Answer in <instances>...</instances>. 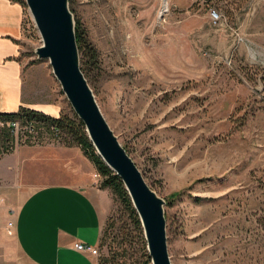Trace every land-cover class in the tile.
Listing matches in <instances>:
<instances>
[{
  "label": "rangeland",
  "instance_id": "1",
  "mask_svg": "<svg viewBox=\"0 0 264 264\" xmlns=\"http://www.w3.org/2000/svg\"><path fill=\"white\" fill-rule=\"evenodd\" d=\"M227 1L69 0L98 53L87 79L99 109L147 184L168 202L171 264H264V0L239 8ZM24 9L16 59L25 93L35 105L55 101L72 113L49 62L35 54L42 40ZM15 124L11 152L0 147V158L63 146L24 144ZM21 156L29 158L23 150ZM19 162L32 181L46 171L15 156L0 166ZM115 205L114 226L104 225L114 233L121 222ZM97 246L96 264L145 260L139 245L116 247L110 236Z\"/></svg>",
  "mask_w": 264,
  "mask_h": 264
},
{
  "label": "crops",
  "instance_id": "2",
  "mask_svg": "<svg viewBox=\"0 0 264 264\" xmlns=\"http://www.w3.org/2000/svg\"><path fill=\"white\" fill-rule=\"evenodd\" d=\"M24 15L20 3L0 0V112L25 106L56 117L61 108L55 101L35 105L24 90L23 69L16 59ZM20 150L29 158L19 157ZM11 156L35 161L37 170L45 166L46 171L32 181L20 173L22 162L0 166V264H96L94 256L73 249L77 241L98 245L114 207L110 190L98 186L92 162L78 146L20 148L0 162ZM15 197L17 205L10 203ZM11 205L14 213L9 216Z\"/></svg>",
  "mask_w": 264,
  "mask_h": 264
},
{
  "label": "water",
  "instance_id": "3",
  "mask_svg": "<svg viewBox=\"0 0 264 264\" xmlns=\"http://www.w3.org/2000/svg\"><path fill=\"white\" fill-rule=\"evenodd\" d=\"M42 44L38 59L49 62L73 113L83 123L96 153L121 180L142 225L151 264H171L167 248L165 200L145 181L121 145L80 69L74 15L69 0H24Z\"/></svg>",
  "mask_w": 264,
  "mask_h": 264
},
{
  "label": "trees",
  "instance_id": "4",
  "mask_svg": "<svg viewBox=\"0 0 264 264\" xmlns=\"http://www.w3.org/2000/svg\"><path fill=\"white\" fill-rule=\"evenodd\" d=\"M20 3L25 8L24 0H12ZM245 0H236L235 4L238 6L242 5ZM229 2L226 0L227 5ZM71 12L73 13L71 7ZM75 22V40L77 44L80 69L83 72L87 82V73L93 70L98 62V53L95 47L89 41L85 29L81 26L79 20L74 16ZM0 120L18 123V136L25 139L22 143L27 145H43L46 143H55L67 147L78 146L84 156L88 158L99 175L98 186L102 189H109L115 206L119 205L120 215L118 219L121 221L120 225L117 226V232L113 230H105V227H113L114 222H109L108 216L103 233L100 239L105 236H110L113 242H116V247H121L122 243H128V245H139V249L135 248L136 251L142 250L140 255L145 257V260L141 264H149L150 258L145 252L146 242L143 235L142 225L139 217L132 206L131 200L125 190L119 177L110 170L101 158L96 153L90 139L88 138L87 132L83 123L78 117L72 112L61 111L58 116L49 115L43 111L20 106L13 112H0ZM0 147L5 152H11V142L15 138L14 128H1L0 129ZM4 150H0V155L4 153ZM127 151V150H126ZM168 202L166 201V204ZM116 208V207H115ZM114 211V209H113ZM125 217V218H123ZM107 225V226H106ZM105 230V232H104ZM110 250L111 247H110ZM126 254V249H122ZM117 253V252H113ZM114 258V255H112ZM142 259V258H140Z\"/></svg>",
  "mask_w": 264,
  "mask_h": 264
},
{
  "label": "built area",
  "instance_id": "5",
  "mask_svg": "<svg viewBox=\"0 0 264 264\" xmlns=\"http://www.w3.org/2000/svg\"><path fill=\"white\" fill-rule=\"evenodd\" d=\"M212 17L215 19L216 17V13L215 11H212ZM16 126L15 123H11V122H4L0 120V128H10ZM14 128V127H13ZM73 249L80 252V253H85L91 256H97L98 255V246L97 245H92L89 243H85V242H81V241H77L73 244Z\"/></svg>",
  "mask_w": 264,
  "mask_h": 264
}]
</instances>
